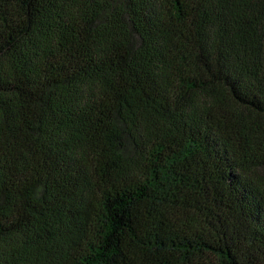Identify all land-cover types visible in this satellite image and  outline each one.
<instances>
[{
	"label": "trees",
	"instance_id": "16d2710c",
	"mask_svg": "<svg viewBox=\"0 0 264 264\" xmlns=\"http://www.w3.org/2000/svg\"><path fill=\"white\" fill-rule=\"evenodd\" d=\"M0 264H264V0H0Z\"/></svg>",
	"mask_w": 264,
	"mask_h": 264
}]
</instances>
